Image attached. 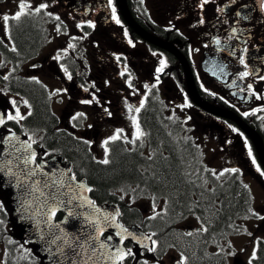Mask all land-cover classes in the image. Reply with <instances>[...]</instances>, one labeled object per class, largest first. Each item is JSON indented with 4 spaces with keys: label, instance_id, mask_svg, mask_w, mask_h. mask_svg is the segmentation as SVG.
<instances>
[{
    "label": "flooded vegetation",
    "instance_id": "obj_1",
    "mask_svg": "<svg viewBox=\"0 0 264 264\" xmlns=\"http://www.w3.org/2000/svg\"><path fill=\"white\" fill-rule=\"evenodd\" d=\"M127 1L141 28L186 58L199 95L257 133L255 140L264 149V0ZM21 3L26 7L14 19ZM42 4L47 7L36 12ZM23 25L36 36L30 47L15 37ZM0 77L15 87L46 85L50 113L84 147L102 137L110 122H129L130 111L140 121L148 107L157 109L166 98L162 112L167 120L174 115L197 127L196 144L187 146L196 153V187L189 196L196 198L197 211L223 210V195L232 188L241 192V202L228 210L232 237L245 231L252 236L250 263L264 264V162L256 142L235 120L191 100L180 58L135 33L116 0H0ZM23 134L46 158L56 154L58 147L50 140ZM133 139L138 145L136 133ZM204 164L210 194L205 192ZM128 247L131 254L124 264H138L134 248Z\"/></svg>",
    "mask_w": 264,
    "mask_h": 264
},
{
    "label": "water",
    "instance_id": "obj_2",
    "mask_svg": "<svg viewBox=\"0 0 264 264\" xmlns=\"http://www.w3.org/2000/svg\"><path fill=\"white\" fill-rule=\"evenodd\" d=\"M117 1L131 28L154 44L169 49L167 43L138 26L127 0ZM187 74L193 99L220 113L206 106L188 69ZM0 120L3 121L0 123V185L10 197L14 226L19 229L17 236L30 240L44 257L43 264H119V253L126 240L150 247L144 233L124 228L118 222L119 210L115 204L93 202L91 186L86 179H77L71 174V163L64 164L59 156L36 163L35 157L40 151L34 150L21 135L4 134L3 104H0ZM239 124L246 128L245 124ZM59 213L63 217L57 219ZM104 233L109 234L106 239H102Z\"/></svg>",
    "mask_w": 264,
    "mask_h": 264
},
{
    "label": "trees",
    "instance_id": "obj_3",
    "mask_svg": "<svg viewBox=\"0 0 264 264\" xmlns=\"http://www.w3.org/2000/svg\"><path fill=\"white\" fill-rule=\"evenodd\" d=\"M24 26L26 25L20 26L16 30L15 37L20 45L30 47L35 42L36 36L31 29L24 28ZM18 91L33 97L31 99L33 110L26 117L25 122L42 127L48 135L47 139L52 144H56L59 151L73 159L78 170L85 171L89 183L93 186L92 196L97 201H119L118 191L132 186V182L140 179H146L154 190L158 191L161 196L168 198L165 201V209L151 217H144L140 209L129 208L122 201H119L122 208L121 220L125 224L136 223L147 230L151 229L155 233L153 236L158 249L166 245H173L182 249V245H187L189 250L186 253L196 258L197 249L200 248V253L202 252L201 243L205 242L207 236L215 231L212 227L219 224L226 225L225 220L229 216L228 210L233 211L241 202L242 193L235 188L230 189L229 193L223 195L222 202L225 209L215 210L211 208L210 213L205 212L203 214L205 222L210 227L204 231L203 242L194 234L182 235L177 231L175 224L181 220L182 213L188 209L186 208L187 203L191 201L194 208L195 201L189 196L191 185L181 169L179 156L173 153L169 144H167L169 147L167 149L168 156L158 155L157 160L147 159L152 168L143 167L140 169L141 163L145 164L146 161L142 156L134 151L117 150L115 147L111 150L109 163L94 161L86 146L84 147L74 141L64 131H56L58 122L56 117L50 113L51 109L48 105L46 91L43 88L22 86L19 87ZM144 121L149 125L156 126L153 129L155 137L164 135L163 128L156 123L151 112L147 114ZM159 151L161 152V150ZM209 204L211 205V201ZM1 244H5L6 250L0 264H18L17 261H22L23 254L18 252L17 248L18 245H23V242L13 235H7L4 223L0 224V246ZM14 245H16L15 248ZM35 258L34 255L29 256L28 264H31ZM210 262L211 260L208 259L207 263ZM141 264L146 263L141 262Z\"/></svg>",
    "mask_w": 264,
    "mask_h": 264
},
{
    "label": "rangeland",
    "instance_id": "obj_4",
    "mask_svg": "<svg viewBox=\"0 0 264 264\" xmlns=\"http://www.w3.org/2000/svg\"><path fill=\"white\" fill-rule=\"evenodd\" d=\"M47 28H49V25L47 24ZM0 103H3L8 111V116H16L17 117V110L19 111V117L24 116L28 111L29 108L26 105V102H23L19 99H17L12 93L9 92H3L0 90ZM110 126V136L115 135V129ZM143 143L145 145L149 144V139L144 136L143 137ZM204 142V145L206 148H210V141H208L206 138ZM176 148L178 150H182L184 148V144L180 141L176 142ZM95 151L97 153V157L100 159H106L107 157V148L105 146L104 142H98L95 144ZM194 157H196V153L194 152ZM126 201L129 203H133L137 205L139 208H145L150 211H154L155 209L160 207L159 202H154L151 199L148 198H139L136 197L135 199H132L130 196L126 197ZM7 202L8 205V198L0 188V210L5 209L4 203ZM183 225L185 227L190 226H198L199 225V219L191 215L190 213H187L183 216ZM177 228L182 229V225H177ZM183 230V229H182ZM7 233L10 234L11 232L16 233V229L13 230L11 226L9 225L7 230ZM257 235L260 234V231H257ZM27 249L24 245H18L17 250L20 252H24ZM213 250L215 252L220 251L222 255H224L227 259V264H232L233 259L236 257L242 261L243 264H251L250 258L254 254V238L252 236H249L248 233L245 231L241 235L237 237H231L227 242H224L222 246L216 245ZM136 257L141 258L151 264H173L175 260L180 259L179 253H177L174 250H170L168 253H166L163 257L156 258V257H150L146 253H142L141 251L135 249L134 250ZM235 258V259H236ZM183 264H186V262L183 261ZM190 264H193L192 261Z\"/></svg>",
    "mask_w": 264,
    "mask_h": 264
},
{
    "label": "snow or ice",
    "instance_id": "obj_5",
    "mask_svg": "<svg viewBox=\"0 0 264 264\" xmlns=\"http://www.w3.org/2000/svg\"><path fill=\"white\" fill-rule=\"evenodd\" d=\"M205 2H207V0H205ZM25 7H26V5H25L24 3H21V4L19 5V8L21 9V11H20V12H17L16 15H15L13 18H14V19H19V18H20V15L22 14L23 9H24ZM46 7H47L46 4H42V5H40L39 7H37V8L35 9V11H36V12H39L41 8H46ZM57 19H58V17H57ZM4 20L7 21V20H8V17L5 16V17H4ZM117 22H119V21H117ZM88 102H89V101H85V103H88ZM78 115H82V114H78ZM17 117H19V111H18V110H17ZM17 117H14V116L9 115V116H8V119H16ZM19 118H20V119H23L24 117H19ZM2 122H3V121L0 120V123H2ZM119 135H120V130H118V131H117V134H116L115 136H113L111 139H113V140H114V139H117V138L119 137ZM136 135H137L138 137L141 136V135H143V133H141L140 130H139V125H138V124H137V133H136ZM104 143H105V146H106L107 143H108V141H105ZM33 155H34V154H33ZM102 162L105 163V164L109 163V161H108L107 159L103 160ZM90 203H91V202H90ZM189 234H190V233H189ZM152 235H155V233H153ZM109 239H111V237H109ZM144 239H148V240H150V239H151V236H146V237H144ZM152 243H153V244H156L157 242H156V241H152ZM101 247H103V245H101ZM150 250L154 251L155 249L152 248V249H150ZM129 254H131L130 250L127 251V252L121 251V252L119 253L120 259L122 260L125 256H127V255H129Z\"/></svg>",
    "mask_w": 264,
    "mask_h": 264
},
{
    "label": "bare ground",
    "instance_id": "obj_6",
    "mask_svg": "<svg viewBox=\"0 0 264 264\" xmlns=\"http://www.w3.org/2000/svg\"><path fill=\"white\" fill-rule=\"evenodd\" d=\"M207 213V212H206Z\"/></svg>",
    "mask_w": 264,
    "mask_h": 264
}]
</instances>
